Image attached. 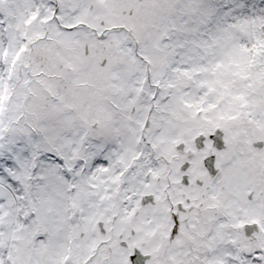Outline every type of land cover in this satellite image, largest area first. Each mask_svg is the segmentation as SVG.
<instances>
[{"label": "snow or ice", "instance_id": "snow-or-ice-1", "mask_svg": "<svg viewBox=\"0 0 264 264\" xmlns=\"http://www.w3.org/2000/svg\"><path fill=\"white\" fill-rule=\"evenodd\" d=\"M0 264H264V0H0Z\"/></svg>", "mask_w": 264, "mask_h": 264}]
</instances>
